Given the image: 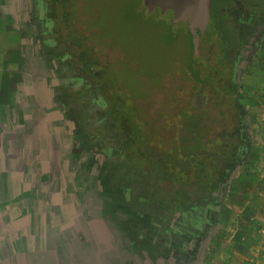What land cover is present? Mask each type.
<instances>
[{
  "label": "flooded vegetation",
  "instance_id": "af4514ba",
  "mask_svg": "<svg viewBox=\"0 0 264 264\" xmlns=\"http://www.w3.org/2000/svg\"><path fill=\"white\" fill-rule=\"evenodd\" d=\"M113 1L0 0V32L12 52L7 89L0 87V146L12 167L2 171L17 187L0 207L10 248L1 260L9 264H210L231 189L256 150L255 117L242 90L264 60V0H214L208 26L215 32L207 26L200 34L194 60L187 26L189 63L147 68L132 84L115 74L130 56L107 35ZM139 2L135 14L146 24L166 25L168 13L173 26L184 23L172 9ZM232 78L250 133L245 157L226 165L203 195L195 170L183 183L159 181L163 166H151L149 156L173 153L182 128L194 155L204 133H222L226 156L242 151L238 118L215 122L208 111L230 108ZM198 108L209 115L198 118ZM113 154L122 163L112 175L127 179L122 193L105 190V155Z\"/></svg>",
  "mask_w": 264,
  "mask_h": 264
},
{
  "label": "rangeland",
  "instance_id": "374dc122",
  "mask_svg": "<svg viewBox=\"0 0 264 264\" xmlns=\"http://www.w3.org/2000/svg\"><path fill=\"white\" fill-rule=\"evenodd\" d=\"M139 1L114 0L112 26L106 30L107 35L121 47L123 53L130 56L129 59L122 61L123 69L118 67L115 71L117 78L125 79L130 84L134 83L137 74L143 73V70L147 68L157 72H168L175 67L178 70V65L182 69V65L189 63L190 60L191 35L187 25L179 23L173 26L170 23L169 13L164 16L167 21L166 25L146 24L140 16L135 14ZM213 25L210 22L208 34L215 32ZM4 38L3 33L0 32V77H2L0 87L2 91L7 89L10 71L6 65L9 56L12 55L11 46ZM260 65L261 71L257 67L251 70L245 81L246 86L242 90L255 117L256 150L242 172L240 180L231 189L225 205L223 228L214 244L210 264H264V60ZM75 107L78 111L77 104ZM3 114V109L0 108V123L4 122ZM84 133L82 129H79L81 137ZM5 156L3 147L0 146V207L8 201L12 192L17 191L15 184L11 181L8 183L6 173L12 165L6 162ZM113 156L114 154L105 155L104 179L109 182V187L105 184V190L111 192L116 190L117 193L120 191L122 193V189L127 186V179L112 175L111 171L118 172L117 165L122 163V160L117 161ZM158 171L162 176V172ZM135 201L133 199V203ZM129 202L127 205L120 204L119 208L125 209L128 204L132 205L130 199ZM161 206L157 202L153 203L157 212L161 210ZM128 219L136 222L131 218ZM138 222L141 223L143 220ZM140 226L133 227L131 231H138ZM6 236L8 237V231H4L0 223V264L10 263V260L6 258L4 261L1 260L4 251L10 249L4 246Z\"/></svg>",
  "mask_w": 264,
  "mask_h": 264
},
{
  "label": "trees",
  "instance_id": "16d2710c",
  "mask_svg": "<svg viewBox=\"0 0 264 264\" xmlns=\"http://www.w3.org/2000/svg\"><path fill=\"white\" fill-rule=\"evenodd\" d=\"M197 78L200 84L204 83V77L201 76V72L197 73ZM205 79H207L208 81L207 77ZM227 89L230 96V108L228 109L226 107H221L220 105H214V107H212V109H208V111L210 112V116L214 118L215 122H221V120L225 116L233 117L235 119L238 118L239 124L235 129L237 130V132H239V136L243 140V145H241L242 151H238L237 153H235V151H231V154L229 156H226V153L224 152L225 145L222 140V133H220L219 135L209 136V138L204 133L203 137L198 138L197 153L196 155H194L195 151H193V149L195 148L190 145L191 141L189 140V138H186L184 136L185 134L182 128V131L180 132L181 134H179L180 138L175 142L179 146L177 148L175 147L176 150L173 153L166 152V155H160L159 157L152 155L149 156V163L152 164L151 166H155L156 168L158 165L163 166L162 176H159V181H168L175 184L178 181L179 183H183L184 177L189 179L191 170H195L194 175L197 181L198 193L200 195H203L205 191H210L211 189H215L216 186H218V180H222L224 178L225 171L223 170V168L226 165L231 164L233 166V162H237L245 157L244 155H246L248 151L247 143L250 140V133L246 129L247 125L244 124V111L237 104V96H235L236 85L233 78L227 86ZM215 95H218V92H215ZM205 111L206 110L204 108H198V118L200 116H208L209 114H206ZM198 126V133L200 136L202 133L200 130V124ZM206 137L207 140H205ZM152 149H154V147L151 146V150ZM204 150L209 151L205 152ZM139 154H143V152L140 151ZM178 167L180 168V170H183L182 173L180 172ZM152 202H149L151 206H153L154 203Z\"/></svg>",
  "mask_w": 264,
  "mask_h": 264
},
{
  "label": "water",
  "instance_id": "95a60500",
  "mask_svg": "<svg viewBox=\"0 0 264 264\" xmlns=\"http://www.w3.org/2000/svg\"><path fill=\"white\" fill-rule=\"evenodd\" d=\"M214 0H145V4L152 10L160 6L162 10L172 9L174 21H183L190 27L193 34L194 55L199 52L200 34L205 32L211 18V7ZM19 244L17 245V248Z\"/></svg>",
  "mask_w": 264,
  "mask_h": 264
}]
</instances>
